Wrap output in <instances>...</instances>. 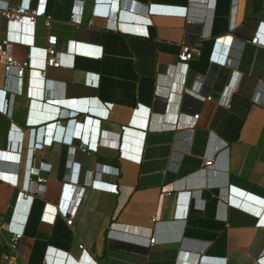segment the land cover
<instances>
[{
  "label": "crops",
  "instance_id": "1",
  "mask_svg": "<svg viewBox=\"0 0 264 264\" xmlns=\"http://www.w3.org/2000/svg\"><path fill=\"white\" fill-rule=\"evenodd\" d=\"M0 2L52 15L0 64V264L1 224L28 264H264V0Z\"/></svg>",
  "mask_w": 264,
  "mask_h": 264
},
{
  "label": "built area",
  "instance_id": "2",
  "mask_svg": "<svg viewBox=\"0 0 264 264\" xmlns=\"http://www.w3.org/2000/svg\"><path fill=\"white\" fill-rule=\"evenodd\" d=\"M40 17H46L47 25L51 24L52 15H50L46 9L44 10V12H41L38 9H34L25 5L14 6L9 2H0V19L4 18L7 21L8 26L7 36L5 38L0 37V64L5 67L7 73L15 72L19 83L22 82V79L24 78L26 72L28 70H34V68L31 67V55L29 54L28 57L24 60L18 59L14 53V46L17 44L26 45L22 41V27L27 22H30L34 26H36ZM73 19H75V16L73 17ZM14 28H17L20 31L15 34L12 32V29ZM263 28L264 25L261 27V29ZM251 42L255 45H264V37L262 36V33L260 31H257L255 36L251 39ZM44 49L48 52L46 67L44 69L38 70V72L43 78H46L48 76L49 68H60L63 65V62L60 58V53L58 51V36L51 35ZM200 53L201 49L199 46L184 43L181 52L179 53V60L181 62H188ZM211 98V95L205 97V99L208 100ZM199 116L200 111L198 110L193 115V117L195 118V120H197ZM60 122L61 121H59V123ZM80 148L86 150L85 144H81ZM34 149L38 150L37 142L34 145ZM214 162L215 158L211 157L206 161V165L212 166ZM46 165V163L40 164L41 167H44ZM28 177L29 182L31 181V183H33L31 174ZM36 182L39 185L45 184L47 182V179L44 177H39ZM27 186L28 189L32 191V187L31 185L29 186V183ZM31 196L32 195H28V197L25 198L29 200ZM76 212V206H74V208H70L68 211V223L71 225L74 224ZM4 227H6L7 232L10 233V237L6 239L7 250L2 255L4 264H28V262L24 259L25 237L22 228H13L11 224H7V226L1 224V228ZM150 243L151 245H154L156 243V238H151ZM79 247L83 251L84 258H87V248H85V245L80 244Z\"/></svg>",
  "mask_w": 264,
  "mask_h": 264
}]
</instances>
